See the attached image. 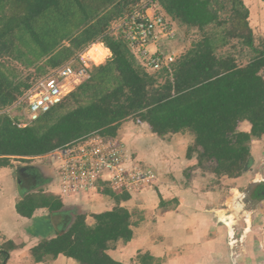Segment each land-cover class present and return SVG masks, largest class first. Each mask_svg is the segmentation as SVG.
I'll return each mask as SVG.
<instances>
[{
	"label": "trees",
	"instance_id": "obj_1",
	"mask_svg": "<svg viewBox=\"0 0 264 264\" xmlns=\"http://www.w3.org/2000/svg\"><path fill=\"white\" fill-rule=\"evenodd\" d=\"M64 1L0 0V107L11 105L22 94L18 85L7 81L1 69L5 63L2 60L22 61L32 43L41 49L40 54H46L56 40L49 29L42 30L41 22L47 21V15L56 12ZM69 1L84 9L81 0ZM112 1L128 15L155 4L160 12L185 25L187 31L196 29L199 38L171 63V71L163 68L153 75L139 64L120 35L111 34L105 24L88 27L87 36L76 43L77 48L102 42L111 56L100 63L108 61L107 65L93 69L100 73L112 71L117 84L100 88L99 94H93L91 103L67 111L44 130L37 125L35 128V124L57 110L72 91L23 127L13 124L6 114H0V166H11L12 160L43 155L90 133L115 136L119 124L130 119L147 123L159 136L190 132L194 138L187 149L188 158L196 150L198 164L212 163L214 175H241L245 165L252 162L251 140L264 135V43L261 46L254 43L248 10L242 0H230V13L223 18L213 3L223 4L220 0H150L145 4L142 0ZM123 15L119 11L118 16ZM226 23L229 27L221 31L223 39L218 45L215 40L219 34L215 30ZM27 35L32 39L30 44L23 43ZM232 39H237L242 50L248 49L249 53L241 57L245 63H238L232 53L217 54L218 48ZM160 76H164L162 82H158ZM92 78L89 75L77 90L82 92L91 85ZM31 85L25 87L28 89ZM242 121L250 123L249 132L238 129ZM103 192L113 194L109 189ZM129 196L122 193L116 199L125 200ZM62 206L58 197L43 191L27 193L17 201L16 211L21 216L30 218L36 209L47 208L52 221L57 219L54 221L56 235L31 248L34 261L63 254L81 264H124L114 260L107 250L118 240L127 242L132 238L131 216L125 207L117 205L93 214L92 225L87 224L84 214L73 211V220L62 229L58 214ZM0 252L5 260L8 252Z\"/></svg>",
	"mask_w": 264,
	"mask_h": 264
},
{
	"label": "crops",
	"instance_id": "obj_2",
	"mask_svg": "<svg viewBox=\"0 0 264 264\" xmlns=\"http://www.w3.org/2000/svg\"><path fill=\"white\" fill-rule=\"evenodd\" d=\"M242 2L248 10L247 20L253 35L257 34L258 36L259 34V36L264 38V0H242ZM162 13L165 15L166 20H168L171 28L173 25H177L181 30L184 29L182 30V37L187 35L185 25L172 20L163 11ZM164 38L163 35L158 34L156 40L150 42L148 45V50L163 55H174L175 52L178 56H174L177 58L188 49V44L182 38L180 42L176 43L174 50L169 51L162 45ZM102 45L104 46L103 43ZM110 56L111 52L109 50L107 59ZM262 73L264 77V70ZM250 128L251 126L248 121H242L238 125L240 131L249 132ZM117 133L125 142L127 155L134 161H141L156 171L158 175L154 186L145 188L142 197L147 196L151 206H158L160 196L158 197L156 188H159L158 191L162 194L163 200L177 197L180 203L179 208L185 206V201H190L191 203H188V207L183 212L191 213L185 215L179 212L172 213L167 211V213L160 214L158 221L162 224V230L159 232L153 231L151 234L147 233L146 226H144L145 230L132 226V238L129 241L118 240L115 242V247L107 250V253L114 260L124 264H140L138 259L141 254H145L144 256H146L145 258L148 261L154 259V262L158 264H190V261L191 264H203L207 260L206 258L204 260L201 255L209 253L214 255L209 256V260H212L211 263L213 264H230L228 262V260L230 261V257L232 263L234 261L235 264H249V261H252L253 257L259 256L261 252H264V250L260 252L259 249L260 246L264 247L263 239L257 238L258 242L255 243L256 239L252 238L251 241H248V239L244 240L245 243L243 244L242 251L237 253V257L233 258L234 253H231V251L229 257L227 246L228 231L222 230L221 227L218 228L214 221L217 213V204L225 197H221L216 188L211 189L207 197L208 206H211L210 212H207V214L199 213L198 210L202 204L201 192L197 193L193 189L192 197L185 199L184 195H182L184 194L182 185L179 182L175 183L170 180L171 175L181 174L185 167L195 165L197 162L194 156L191 158L186 156L187 149L192 144L194 138L190 132L180 131L159 136L151 131L147 123L128 119L119 124ZM260 139H252L250 142V154L254 158L252 165H255L258 160L261 161L260 157L262 151H264V143H261ZM256 157H259V159L256 160ZM34 159H36V156L29 158L28 162L24 161L16 164L12 161L11 166H0V251L8 252L5 260L0 252V264H81L63 254H59L55 258L48 257L39 262L34 261L31 255V248L40 241L55 236L57 227L54 221H52L51 212L47 208L36 209L33 215L28 218L21 216L16 211L17 201L22 199L27 193L36 192V190L45 193L49 192L58 197L63 203L58 214L62 229H64L70 223L73 211L84 214L87 224L92 225L94 223L93 214L109 211L117 205L127 207V201L135 200L137 195L135 193L132 195L133 197L130 198L129 196L130 199L118 201L116 199L117 194H107L103 191L80 192L59 196L57 195L54 182V169L50 165H36V163L31 161ZM246 173L243 172L241 175L231 178L226 176L228 179L227 183L236 185V187L233 186V189L238 190V186L243 182L251 183L255 181L258 185L261 181L255 178L248 181L250 175H245ZM14 177H17L16 185H18L14 186L15 188L12 187ZM200 178H193L192 182L196 184V182L201 180ZM22 183L29 184V187L35 188H28L27 191L22 190V194L19 200H17L20 194L19 191H21L18 187ZM36 186L38 189H36ZM244 196H246V199H249L246 194ZM253 202L251 201V205ZM204 204L207 203L204 202ZM257 206L249 214L250 227L254 222V214L258 221L256 222L257 224L264 223V198L261 199ZM247 211L250 212L248 209ZM190 218L197 224L185 228L186 221ZM245 220H247V217ZM188 222L191 221L189 220ZM223 223L227 225L224 221ZM229 229V235H232L231 228ZM154 235L160 236L162 240L165 239V242H161V240L158 243L154 242L152 240ZM245 237L247 238L248 236ZM202 238L205 240L202 241ZM206 243L211 245L208 246Z\"/></svg>",
	"mask_w": 264,
	"mask_h": 264
},
{
	"label": "rangeland",
	"instance_id": "obj_3",
	"mask_svg": "<svg viewBox=\"0 0 264 264\" xmlns=\"http://www.w3.org/2000/svg\"><path fill=\"white\" fill-rule=\"evenodd\" d=\"M150 0H142V3H147ZM223 1V4H218L213 1L214 5L218 7L219 9V14L221 17H225L230 13V7H231V2L230 0H220ZM81 2L84 4L83 7L84 9H79L75 3L69 0H65L64 2H61V7L53 12H50L44 21L41 22V28L42 30H47L53 34L54 39L56 40V43L52 44V48H49L48 52L46 54H40L41 49H37L36 45L32 43V45L28 46V49H26V53H24V59L22 61H17L14 59H8L5 58L2 60L4 63V66L1 67L2 72L4 73L7 81H10L14 83L15 85H18L20 90L22 91V94L18 96L22 97L23 93L27 91V88L25 85H31L32 83L35 82L36 79L40 78L41 76L45 75L49 71H53L57 67H59L62 64H65L66 62H69L70 60L75 59L78 57V55L83 54V53H88L89 58L91 59V65L88 70V75L92 74L93 78L89 79L91 80V85L87 86L84 88V90L81 92L77 90V86L80 84L86 82L83 81L85 78L81 79L77 83H67L66 85V91L68 94L64 100V103L53 113L50 114V116L41 119L36 125L41 128V130L46 129L53 121H55L59 116L65 114L67 111L71 109L78 108L80 106H86L89 103H91L93 99V94L97 95L100 93V88H112L117 84V79L113 75V72L109 73H100L97 70L93 69V67H98V66H105L107 65L106 61L105 63L100 64L101 62L104 61V58L109 55V50H108V55H105L102 57L99 61L97 58L93 56V51L94 49H103L105 46L102 45V42H90L85 47L78 49L76 46V43L80 40H82L84 37L87 36V29L90 26H99L101 24L106 25V29L110 31L111 34L114 35H120V25L126 20L128 14L125 12V10L122 8H118L116 5L115 1L111 0H81ZM119 11L124 12V15L119 17L118 13ZM158 13L159 8H157ZM162 13V11H161ZM162 15H164L162 13ZM54 18V19H53ZM51 20V21H49ZM166 20V17H165ZM166 22L169 24L168 20ZM229 27V25L226 23L222 25L221 27L217 28L215 30L216 33L219 35L217 36V40H215V43H218L220 45L222 43L223 36H221V31L223 29ZM36 29V25H35ZM184 30V29H182ZM177 25H173L171 28V31L173 32V36H164V40L162 41V45L165 46L166 49L169 51L174 50L176 43L181 41L182 38H184V42L188 44V48L190 47L189 45L192 43L193 40L199 38V34L197 30L189 29L186 33L187 35H184L182 37V31ZM254 43L257 45L263 44L264 43V38L262 36H257V34L253 35ZM32 41L31 37L27 35L23 39V43L27 44ZM51 42V43H52ZM262 42V43H261ZM94 43V44H93ZM93 44V45H92ZM150 44V43H149ZM148 44V45H149ZM244 50L241 49V46L237 43V39H232L230 40L229 44L223 47H219L217 50V54L224 55L227 53H232L236 57L238 63H245V59L241 58L245 53H249L247 48H243ZM153 53V52H152ZM37 55V57H36ZM174 55H177L174 52ZM173 54L172 56L175 57ZM178 56V55H177ZM70 58V59H69ZM178 58V57H177ZM69 59V60H68ZM32 61V62H30ZM99 64V65H96ZM150 74L157 75L158 73H154L151 70L147 71ZM155 77V76H154ZM162 77V78H161ZM164 76H160L158 78V82H162L164 80ZM88 81V80H87ZM97 86L99 88H97ZM18 98L17 100L12 103L9 106L6 107H0V114H6L9 119L12 121L13 124L17 126H25L29 124L28 119H27V110L25 109V105L23 104H18ZM33 125V124H32ZM118 130V129H117ZM115 136H108L107 138H114L118 140L123 146L124 149H126L125 142L121 138V136L117 133ZM98 133V132H95ZM100 134V133H98ZM102 135V134H101ZM106 136V135H104ZM261 143H264V135L260 139ZM191 145V144H190ZM198 151H193L192 156H194L197 160L195 165L185 167L183 170V173H178L177 175H171L170 180L175 182V183H180L183 187L184 191V197L185 199L191 198L193 194V189L195 192L199 193L201 192V200L202 204L200 206V209L198 210L199 213H204L207 214V212H210L211 206H208L207 202V197L209 195V192L211 189H217V192L221 194V197H225L220 200L217 204V213L216 217H214V221L216 222V226L219 228L221 227L222 230H227L228 231V236H227V246L229 250V257H230V251L231 253L233 252V258L235 256L237 257V253H240L243 248V244L245 243L244 240L248 239V241L252 238H255V243L258 242L257 238H260L261 240L263 239V244H264V223H256L258 222L256 220V216L254 214V219L253 223L251 224V227L248 226L250 225V222L247 223L246 217L249 219L250 213L252 210L256 208L257 205H259L261 199L259 201H254L251 205L249 202L250 200H246L245 190L247 189L248 185L250 182H243L238 186V190H234L233 188L236 187V185L228 184L227 181L228 179L226 178V175L222 176H216L214 173L211 171L213 164L210 162H203L202 165L198 164ZM127 153V152H126ZM251 155V154H250ZM252 162H253V157L251 155ZM261 161H259V157H256V160H258L255 165H252V162L248 165H245L244 169L242 170L243 172H247L245 175H250L248 178V181H251V179L255 178L256 180L258 179L261 180L258 184L259 185H264V151L261 153ZM16 164L18 162H28L29 160H12ZM33 163L40 164V165H47V161L43 159H34L31 160ZM139 162V161H138ZM141 165L143 164L141 161L139 162ZM147 166V165H145ZM148 167V166H147ZM154 171V170H153ZM156 173V171H154ZM241 173V174H242ZM156 173V179H158ZM196 177H201L200 181L196 182L194 184L193 178L196 179ZM17 177H14V183L12 185L13 188H15L17 184L16 181ZM231 178V177H229ZM247 181V180H246ZM156 182V181H155ZM155 182L151 185H147L142 188L134 189L130 193V198L133 197L132 195H137V198L135 200H130L127 201V207H125L131 216V224L133 227L138 228L140 227L141 230H145L144 226H146L147 233L151 234L153 231H161L162 230V224L158 221V216L160 214L167 213V211L176 213L179 212L180 214L183 213L185 215H188L191 212H183L188 206V203L190 201H185V206L180 207V203L178 201L177 197H171L169 199H162V194L158 191L159 188H156V192L158 193L159 198V203L158 206L155 205L151 206L150 200L147 199V196L142 197L143 193L145 192V188L152 187L154 186ZM15 186V187H14ZM29 184L22 183L18 188L19 190V195L18 199L20 198L22 194V190L27 191L28 188H35V187H29ZM234 186V187H233ZM36 189L38 187L36 186ZM105 190V189H104ZM103 190V191H104ZM110 190V189H109ZM40 191V190H36ZM111 191V190H110ZM93 192H98V191H93ZM113 192V191H112ZM190 192V193H187ZM49 193V192H46ZM114 194L121 195L122 192H113ZM125 193V192H124ZM175 193V192H173ZM190 194V195H187ZM196 194V193H195ZM59 195V194H57ZM60 196V195H59ZM129 198V199H130ZM264 198V196H263ZM262 198V199H263ZM184 201V200H183ZM207 203V204H204ZM191 203V202H190ZM258 207V206H257ZM213 209V208H212ZM250 210V212L247 211ZM229 216L232 218L233 217V222L234 224L231 223L230 226H227L221 221L220 216ZM248 215V216H247ZM72 216V215H71ZM262 216V215H260ZM74 216L72 217L73 220ZM260 218V217H259ZM229 219V218H227ZM57 221L56 218L53 219V221ZM71 220V221H72ZM191 222H188V221ZM188 221H186L185 228L192 227L195 224H197L194 220L191 218ZM250 220V219H249ZM55 224V222H54ZM131 226V227H132ZM232 230V235H229L230 229ZM248 228V230H246ZM133 229V228H132ZM159 235V234H158ZM245 236H248L247 238ZM154 242L158 243L160 242H165V239L162 240L160 236H155L152 238ZM205 239L202 238V241ZM206 245L210 246L211 244L206 243ZM264 246V245H263ZM115 247V243L111 244V247ZM260 252L264 250V247L260 246ZM236 254V255H235ZM145 254H141L140 258L138 259V262L140 264H152L155 263L154 259L151 261L147 260L146 257L144 256ZM204 260L206 258L207 262L203 264H213L211 263L212 260H209V256H214L209 253H204L201 255ZM230 264H235V262L228 260ZM129 264V263H126ZM158 264V263H155ZM191 264V261H190ZM249 264H264V252H261V255H256V257H253L252 261H249Z\"/></svg>",
	"mask_w": 264,
	"mask_h": 264
},
{
	"label": "built area",
	"instance_id": "obj_4",
	"mask_svg": "<svg viewBox=\"0 0 264 264\" xmlns=\"http://www.w3.org/2000/svg\"><path fill=\"white\" fill-rule=\"evenodd\" d=\"M157 8L152 4L146 10L128 15L120 25V36L147 71L163 68L171 71L170 65L176 59L172 54L148 50V44L155 41L158 34L173 36L171 26L161 12L155 11ZM90 65L88 53H83L35 80L18 101L25 105L28 122L59 104L67 94V83L88 78ZM36 158L46 160L54 169L56 192L60 196L104 189L130 194L134 189L153 184L156 179V173L132 160L118 140L95 132Z\"/></svg>",
	"mask_w": 264,
	"mask_h": 264
},
{
	"label": "bare ground",
	"instance_id": "obj_5",
	"mask_svg": "<svg viewBox=\"0 0 264 264\" xmlns=\"http://www.w3.org/2000/svg\"><path fill=\"white\" fill-rule=\"evenodd\" d=\"M94 44V43H93ZM92 44V45H93ZM93 56L95 57V58H97V60L99 61L102 57H104L105 55H108V50H107V48L105 47V48H103V49H94V51H93ZM108 56H106L105 58H104V60L107 58ZM91 60V59H90ZM220 218H221V220L222 221H224L227 225H231V223L234 221L233 220V217L231 218L230 216H228V217H226V216H224V215H221L220 216ZM227 218H229V219H227ZM250 219V218H249ZM248 218H247V223H249L250 222V220H249ZM232 224H234V223H232ZM248 226H250V225H248ZM247 230H248V228H247ZM249 231V230H248ZM231 232H232V230H231Z\"/></svg>",
	"mask_w": 264,
	"mask_h": 264
},
{
	"label": "flooded vegetation",
	"instance_id": "obj_6",
	"mask_svg": "<svg viewBox=\"0 0 264 264\" xmlns=\"http://www.w3.org/2000/svg\"><path fill=\"white\" fill-rule=\"evenodd\" d=\"M264 196V185H255L252 189L249 190V193L247 194V198L246 200H250L247 203H250L251 201H256L257 199H259V197Z\"/></svg>",
	"mask_w": 264,
	"mask_h": 264
},
{
	"label": "water",
	"instance_id": "obj_7",
	"mask_svg": "<svg viewBox=\"0 0 264 264\" xmlns=\"http://www.w3.org/2000/svg\"><path fill=\"white\" fill-rule=\"evenodd\" d=\"M255 185H257V182H255V181L251 182V183L248 185L247 189L245 190V194L247 195V194L249 193V190L252 189ZM257 201H259V200L257 199L256 202H257Z\"/></svg>",
	"mask_w": 264,
	"mask_h": 264
}]
</instances>
